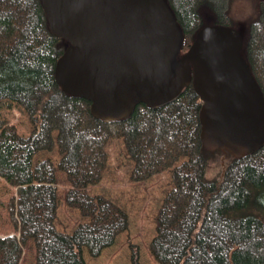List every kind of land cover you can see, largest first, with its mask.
<instances>
[{"label": "trees", "instance_id": "obj_1", "mask_svg": "<svg viewBox=\"0 0 264 264\" xmlns=\"http://www.w3.org/2000/svg\"><path fill=\"white\" fill-rule=\"evenodd\" d=\"M168 2L184 33L180 57L204 27L236 28L230 17L234 0ZM242 38V55L264 96V6ZM69 45L52 33L40 0H0V179L18 188L10 209L19 234L0 237V264H20L30 243L35 264H88L85 252L97 260L117 243L129 230V214L107 192L88 191L112 172L109 150L116 141L123 142L122 153L134 163L130 182L162 175L170 179L149 246L155 261L228 264L225 257L211 256L202 242L213 204L227 187L224 180L208 178L209 163L213 153L228 152V172L240 177V190L248 197L223 209L222 223L248 222L264 231V146L243 158L225 149L206 150L200 123L204 102L193 85L169 104L154 109L139 105L125 119L94 117L88 100L68 95L56 80L57 62ZM4 103L16 105L27 117L28 136L2 119ZM221 157L227 160L225 154ZM58 173L71 187L67 207L81 218L72 233L57 229ZM237 187L233 183L230 189ZM255 245L252 252H235L233 264H264V247ZM132 263L139 264L137 255Z\"/></svg>", "mask_w": 264, "mask_h": 264}, {"label": "water", "instance_id": "obj_2", "mask_svg": "<svg viewBox=\"0 0 264 264\" xmlns=\"http://www.w3.org/2000/svg\"><path fill=\"white\" fill-rule=\"evenodd\" d=\"M52 33L69 42L56 80L88 100L94 117H130L159 108L193 85L204 102L206 150L243 158L264 146V96L242 55L243 38L226 26L201 29L188 52L168 0H40Z\"/></svg>", "mask_w": 264, "mask_h": 264}, {"label": "rangeland", "instance_id": "obj_3", "mask_svg": "<svg viewBox=\"0 0 264 264\" xmlns=\"http://www.w3.org/2000/svg\"><path fill=\"white\" fill-rule=\"evenodd\" d=\"M263 2L264 0H234L230 17L236 27L235 29L240 32L241 36L247 31L248 25L258 17L264 6ZM1 114L2 119L6 120L8 125L14 126L20 134L25 136L30 134L29 120L16 105L10 106L8 103H4ZM123 146V142L116 141L110 148L112 172L100 185L92 186L88 188V191L91 194L107 192L113 200L119 203L129 214V230L122 234L117 243L106 250L99 259H91L86 252L84 257L88 264H133V255H137L139 264H159L151 255L149 246L156 236L155 217L163 197L170 188V179L168 176L162 175L144 183L130 182L129 173L134 167V163L122 153L124 151ZM223 152L212 154L213 159L210 160L207 176L209 179L226 181L227 187L213 204L211 220L202 242L210 250L211 256L215 258L225 257L228 264H233L232 256L235 252L239 254L247 251L252 252L255 250V244L264 247V231L257 228L256 225L248 224V222H239L235 225L222 223L219 215L223 209H231L248 199L247 195L240 190L242 184L240 177L236 178L233 172H228L230 156L227 154L228 152ZM222 154L227 156L226 161L221 157ZM56 158L53 156V159L56 160ZM57 179L60 194L57 229L72 233L81 223V218L78 213L70 210L66 205V196L71 187L67 183L65 175L58 173ZM233 183L237 184L236 189H230ZM17 195V187L11 186L4 179H0L1 238L19 235L12 220L10 209L12 199L16 198ZM260 212V220L264 222V211ZM258 257L256 255V258ZM260 257L264 256L261 255ZM20 264H35L33 244L30 243L24 249ZM189 264L197 263L190 262Z\"/></svg>", "mask_w": 264, "mask_h": 264}]
</instances>
